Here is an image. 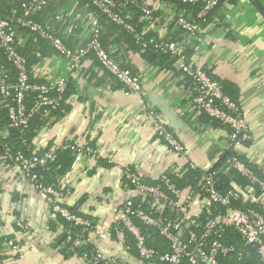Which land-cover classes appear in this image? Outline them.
Returning <instances> with one entry per match:
<instances>
[{
    "label": "crops",
    "instance_id": "0c3cea01",
    "mask_svg": "<svg viewBox=\"0 0 264 264\" xmlns=\"http://www.w3.org/2000/svg\"><path fill=\"white\" fill-rule=\"evenodd\" d=\"M25 1L0 0V16L19 12ZM146 4L152 9L150 16L141 17L135 8L123 9V14L137 22L146 37L175 36V1L147 0ZM94 12L83 0H51L35 17L50 24L67 45L79 47L89 41L87 23ZM104 27L108 51L136 73L144 96L125 93L93 57L71 69L43 40L18 32V49L28 59L33 79H69L65 102L31 124L29 153H40L65 138L97 151L62 154L65 166L59 172V184L64 197L59 202L93 219L102 229L111 224L113 207L133 194L122 185V167H130L148 182L168 172L184 190L191 184L181 183L188 167L157 136L152 118L146 114L148 108L174 131L199 172L218 164L227 143V128L192 103L176 57L147 53L113 25ZM192 42L189 58L220 80L238 101L251 133L250 143L238 148L239 155L264 178V0H221ZM0 115V133L9 138L11 132ZM232 185L264 208V195L258 190L236 181ZM0 209V235L14 237L23 251L22 257L9 253L4 264H82L68 245L57 244L72 230L71 225L50 212L19 167L5 157L1 140ZM15 217L27 222L28 232L16 227ZM100 247L108 254L125 256L109 240L101 241ZM131 264L146 263L133 258Z\"/></svg>",
    "mask_w": 264,
    "mask_h": 264
},
{
    "label": "built area",
    "instance_id": "2783aa9c",
    "mask_svg": "<svg viewBox=\"0 0 264 264\" xmlns=\"http://www.w3.org/2000/svg\"><path fill=\"white\" fill-rule=\"evenodd\" d=\"M50 1L27 0L19 12L0 16V110L8 127L23 134L32 120H42L51 109L60 107L65 102L69 80L67 77L55 81L33 79L28 59L18 49L19 31L43 40L55 54L68 61L71 69L78 67L84 58L93 57L125 93L144 96L136 73L113 57L102 43L104 26L108 24L129 34L140 49L176 57L182 84L191 93L192 103L210 120L227 128V153L220 166L199 172L174 131L148 108L146 114L152 118L157 136L180 156L187 169L197 171L199 176L184 190L168 172L148 182L130 167H122V185L133 194L113 207L111 224L105 229L59 202L64 197L57 172L60 165L56 164L60 153L71 150L75 155L97 154L93 147L65 138L51 143L40 153H26L2 141L5 157L19 167L50 212L71 225L72 230L66 231L62 244L68 245L72 256L82 264H131L133 258L146 264H227L222 259L235 256L240 260L248 254L247 248H252L264 264V208L254 205L235 187L222 191L217 186L218 172H235L249 187L264 195V179L239 157L238 148L250 143L251 133L238 101L225 91L220 80L197 67L187 51L221 0H174L178 4L176 32L167 38L146 37L138 23L123 14V9L135 8L141 17L150 16L152 9L147 6V0H83L95 12L87 23L89 41L79 47L67 45L50 24L35 18V13ZM4 138L0 133V140ZM1 213L0 209V216ZM14 222L20 230L28 232L29 226L21 217H15ZM229 230L239 236L241 245L225 242ZM0 237V264L5 263L9 253L22 257V244L18 240ZM107 240L121 247L125 256L105 252L100 243Z\"/></svg>",
    "mask_w": 264,
    "mask_h": 264
},
{
    "label": "trees",
    "instance_id": "16d2710c",
    "mask_svg": "<svg viewBox=\"0 0 264 264\" xmlns=\"http://www.w3.org/2000/svg\"><path fill=\"white\" fill-rule=\"evenodd\" d=\"M176 6H178V4L175 2ZM36 18V17H35ZM114 26V25H113ZM115 27V26H114ZM123 33V32H122ZM126 35H129L126 33ZM130 37V35H129ZM101 40H102V43L104 44V39H103V35L101 37ZM132 42V40H131ZM133 44V42H132ZM105 45V44H104ZM134 45V44H133ZM106 46V45H105ZM135 46V45H134ZM136 47V46H135ZM145 52L147 53H150L152 55H155L157 57L159 56H164V55H169V54H164V53H159V52H155L151 49H147V50H144ZM29 62V61H28ZM226 91V90H225ZM0 113L3 114V117H4V112L3 110H0ZM0 117H2L0 115ZM5 119V118H4ZM3 119V120H4ZM34 121H37V119H34L32 120L31 124L34 122ZM5 122V120H4ZM6 123V122H5ZM31 124H30V127H31ZM8 127V126H7ZM30 127L28 128V130L25 132V133H20L17 129H14V128H11V127H8V131L11 132V135L9 136V138H4L3 140L1 141H4V142H7V144L9 146H12L14 148H21L23 149L26 153H29V148H28V144H29V140H30V137H29V129ZM25 140V143H23L22 141ZM27 140V141H26ZM63 153H67L68 155H74L72 154V151L71 150H65L63 152L60 153L59 155V158L57 159V162L56 164H59L60 167H59V171L57 170V172H60V170L62 171V169H64V166L63 165L64 163L62 162L63 159H62V154ZM227 152L224 151L223 154L221 155L220 157V160L218 162V164L214 167H219L223 158H224V155L226 154ZM239 157L244 160L246 162V164L248 166H250L252 168V170L262 179H264L261 175H259L256 171V169L250 164L248 163L243 156L239 155ZM53 167H56V165H54ZM185 180H181V183H184V181H186L185 183H194L197 178H198V173L197 171L195 170H189L186 172L185 174ZM236 181L237 183H243V184H247V182L244 180L243 177L239 176L237 173L235 172H232L231 174L230 173H223V172H218V175H217V186L220 190L224 191L228 188H231L233 187L232 185V182ZM177 185L178 186H182L178 181H176ZM256 205V204H254ZM69 209V208H68ZM71 210V209H70ZM72 212H75L73 210H71ZM76 213V212H75ZM57 219L61 222L65 221L63 218H61L60 216L57 215ZM64 223V222H63ZM65 223H67L65 221ZM53 224V223H51ZM156 236V239L157 241H160V239L158 238L157 235ZM64 239V237L62 236L60 239H58L57 241V244L60 245L62 244V240ZM225 242L226 243H230V244H236V245H241V240L239 238V236L234 233L233 231L229 230L228 233L226 234V238H225ZM153 244H156V242H153ZM248 250V254H246L242 259L240 260H237L235 256H231L229 257L228 259H222V262L224 263H227V264H261V262L259 261L258 259V256L257 254L255 253V251L252 249V248H247ZM183 264H186V263H183Z\"/></svg>",
    "mask_w": 264,
    "mask_h": 264
},
{
    "label": "water",
    "instance_id": "95a60500",
    "mask_svg": "<svg viewBox=\"0 0 264 264\" xmlns=\"http://www.w3.org/2000/svg\"><path fill=\"white\" fill-rule=\"evenodd\" d=\"M3 149V148H2Z\"/></svg>",
    "mask_w": 264,
    "mask_h": 264
}]
</instances>
